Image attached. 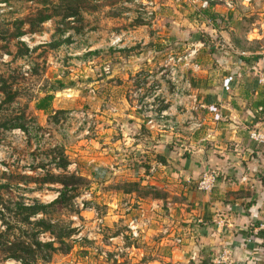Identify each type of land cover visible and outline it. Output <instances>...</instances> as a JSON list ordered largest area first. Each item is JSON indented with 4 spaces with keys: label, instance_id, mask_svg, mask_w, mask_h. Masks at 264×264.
<instances>
[{
    "label": "rangeland",
    "instance_id": "rangeland-1",
    "mask_svg": "<svg viewBox=\"0 0 264 264\" xmlns=\"http://www.w3.org/2000/svg\"><path fill=\"white\" fill-rule=\"evenodd\" d=\"M207 1L223 11L211 14L218 18L213 23L215 28L230 29L231 33L228 38L221 34L212 37L199 24L202 48L230 47V56L253 60L257 52L264 51L255 41L253 30L259 13L264 14V0ZM199 3L0 0V264H191L175 258L177 241L160 244L161 233L155 228L161 221L155 224L157 218L146 225L140 221L137 236L133 237L129 223L131 218L144 219L140 205L134 203V210H125L127 199H119L114 193L134 188L135 195L143 200L162 198L164 203L158 210L168 220L172 219L170 208L178 212L179 206H169L165 199L183 202L182 195L140 183L132 187L122 180L96 182L87 160L98 149L91 143L97 140L95 114L99 106L108 110L109 104L92 97L98 89L93 82L100 78L111 76L119 86L116 96L120 99L125 95L138 112H164L153 129H186L191 124L187 80L192 79V69L199 61L189 51L198 42L170 32L186 25L193 29L189 22L199 21L208 8L201 10ZM226 14L234 16L227 20ZM42 16L50 18L40 22ZM259 27L264 30L263 23ZM206 56L204 52L200 57ZM213 56L220 59L222 55ZM140 62L151 65L136 68ZM125 77L133 79L132 83L125 85ZM57 81L74 91L61 89L53 93V114L37 110V101L52 93ZM157 87L160 91L155 94ZM72 93L76 100H71ZM144 119L151 129L148 118ZM104 120L106 128L108 122ZM174 143L183 144L171 141L172 146ZM178 154L174 150L170 155L178 158ZM184 154L188 152L182 150L180 157ZM65 160L68 165L63 169ZM65 174L79 179L69 181L63 177ZM61 193L64 199L57 202ZM114 199L118 201L116 208L111 205ZM36 204H42L45 210L27 215L18 206ZM6 223H10V229ZM47 224L49 230L44 228ZM148 227L152 230H144ZM32 239L52 243L58 250L36 247L33 253H19L21 258L11 257L10 243ZM62 241L70 248L68 252L60 246Z\"/></svg>",
    "mask_w": 264,
    "mask_h": 264
},
{
    "label": "crops",
    "instance_id": "crops-1",
    "mask_svg": "<svg viewBox=\"0 0 264 264\" xmlns=\"http://www.w3.org/2000/svg\"><path fill=\"white\" fill-rule=\"evenodd\" d=\"M220 10L210 3L203 10V18L189 22L193 29L186 25L170 32L198 42L189 51L199 61L197 68L192 69V79L187 80L191 124L186 129H149L136 106L125 95L120 99L116 96V81L111 76L100 78L93 83L104 89H97L92 97L109 104L108 110L99 106L95 114L97 140L91 143L97 144L98 149L87 162L96 182H137L171 195H182L183 202L165 199L167 205L179 206L178 212L170 208L172 219L168 220L158 210L164 203L162 198L143 200L133 191L114 193L119 199H127L125 210H134V203L140 205L144 219L136 218L137 225L140 221L142 225L151 224L154 218L155 224L161 221L155 228L161 233V245L180 240L173 249L177 260L191 264H264V51L257 52L259 55L253 60L230 56V47L202 48L199 24L212 37L221 34L228 38L231 33L230 29L215 28L218 18L211 14L223 12ZM226 16L230 20L234 15ZM262 23L264 14L259 13L253 30L255 41L264 48V30L259 27ZM204 52L207 56L202 59ZM217 54L222 55L220 59L213 56ZM150 65L140 62L135 66ZM132 81L124 79L125 85ZM64 89L74 91L70 86ZM158 91L157 87L155 94ZM71 96V100H76L75 93ZM104 119L108 122L106 128ZM175 140L182 142L183 148L180 143L172 146L171 141ZM174 150L180 153L178 158L171 157ZM182 150L188 152L184 158L180 157ZM208 171L217 174L215 186L210 191L198 190L197 182ZM117 202L114 199L111 203L113 208ZM226 250L228 256L224 255Z\"/></svg>",
    "mask_w": 264,
    "mask_h": 264
},
{
    "label": "trees",
    "instance_id": "trees-1",
    "mask_svg": "<svg viewBox=\"0 0 264 264\" xmlns=\"http://www.w3.org/2000/svg\"><path fill=\"white\" fill-rule=\"evenodd\" d=\"M71 15H67L66 17H69ZM50 17L49 16H42L40 18V22H44L46 20H48ZM64 85L57 81V88H53V91H50L52 93H47L45 96L41 97L35 107L37 110H41V111H44V112H50V114H53L52 113V110H53V99H54V94L55 91H60L61 89H64ZM56 112V111H55ZM187 155L184 154L183 155V158L186 157ZM68 165V161L65 160L63 163H62V166L61 168H66ZM64 178H66L67 180L69 181H74V180H78L79 178L76 177V175L74 174H65L63 175ZM52 181H55V179H51ZM59 182H61L63 185H67L69 183L63 181V180H58ZM56 181V182H58ZM129 185L128 186H138V183L137 182H130L128 183ZM134 188H132L131 190L129 188H125V190H123L124 192H132V191H136V190H133ZM64 199V194L62 195V193L60 194V198L59 200H57V202H59L60 200H63ZM19 206V209L21 210H24V211H27V215H34L36 213H38L39 211H44L45 210V206H43L42 204H36V206H31V207H24V206H21V205H18ZM26 215V216H27ZM26 220L28 221V217H26ZM43 221H40V224L42 223ZM7 224V227L8 229L11 228V225L10 223H6ZM50 225L47 224L46 226H44L45 229L49 230L50 229ZM62 238V237H60ZM64 245V242L62 241L61 242V245L62 246ZM45 247V248H48L49 250H51L52 252H55L58 250L57 247H55L52 243H44V244H41L40 242L36 241L35 239H32V241H29L27 243H25L24 241H21V242H17V243H10V245L8 247H10V249H12V253H11V257H14V258H21L19 253L22 254V255H25V254H29V253H33L35 251L34 248H38V247ZM65 246V249H64V252H68L70 250V248L68 247V245H64ZM51 256V255H50Z\"/></svg>",
    "mask_w": 264,
    "mask_h": 264
},
{
    "label": "built area",
    "instance_id": "built-area-1",
    "mask_svg": "<svg viewBox=\"0 0 264 264\" xmlns=\"http://www.w3.org/2000/svg\"><path fill=\"white\" fill-rule=\"evenodd\" d=\"M192 3L199 1V8L201 10L205 9L208 7V1L207 0H190ZM190 55V54H189ZM195 67H197V65H195ZM144 115V117L148 118L147 123L150 124L151 128H154V122L157 118H163L164 116V112H161L160 115H158L156 112H143L142 113ZM216 179H217V174L214 171H208L206 173H204L202 175V177L199 179V181L197 182V188L198 190L201 191H210L216 183ZM136 221V219H131L130 223H129V229L131 231V234L133 237L137 236V227L138 225H134L133 223ZM177 242H180L179 239H177ZM225 256L229 255V252L226 250L224 252ZM223 258V255L220 257ZM227 264H232V263H227Z\"/></svg>",
    "mask_w": 264,
    "mask_h": 264
}]
</instances>
